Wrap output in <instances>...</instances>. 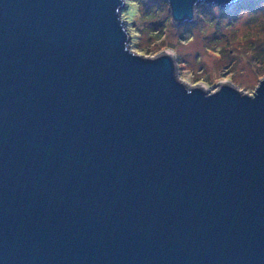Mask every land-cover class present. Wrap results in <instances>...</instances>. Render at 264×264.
Returning <instances> with one entry per match:
<instances>
[{
  "label": "water",
  "instance_id": "water-1",
  "mask_svg": "<svg viewBox=\"0 0 264 264\" xmlns=\"http://www.w3.org/2000/svg\"><path fill=\"white\" fill-rule=\"evenodd\" d=\"M118 6L0 0V264H264V76L180 83Z\"/></svg>",
  "mask_w": 264,
  "mask_h": 264
},
{
  "label": "rangeland",
  "instance_id": "rangeland-1",
  "mask_svg": "<svg viewBox=\"0 0 264 264\" xmlns=\"http://www.w3.org/2000/svg\"><path fill=\"white\" fill-rule=\"evenodd\" d=\"M143 1L139 23L134 22L140 32L134 47L147 56L174 49L178 77L190 73L188 84L200 82L213 91L225 80L252 94L264 76V7L259 0L219 7V14L213 5L200 3L193 23L180 25L170 20L165 0Z\"/></svg>",
  "mask_w": 264,
  "mask_h": 264
},
{
  "label": "clouds",
  "instance_id": "clouds-1",
  "mask_svg": "<svg viewBox=\"0 0 264 264\" xmlns=\"http://www.w3.org/2000/svg\"><path fill=\"white\" fill-rule=\"evenodd\" d=\"M148 3V0H145L144 5ZM167 7L170 8V4L165 3ZM259 4L264 7V0H259ZM120 5L124 6V10H121V7L118 6L115 9V14L117 16V22L121 28L122 33L126 36V42L123 44V51L130 54L132 57L137 58L138 55H144V53L140 50H138L134 45H136L139 41L136 39V37L140 36V32L136 31V28L134 26V22L137 24L139 23V20L141 18V4L139 0H120ZM152 8H155L156 5L152 4ZM145 8V6H144ZM195 5L193 6V9H197ZM146 9V8H145ZM212 11L219 14L220 8L216 5H213ZM160 52L165 54H172L175 55V50L172 48L164 47L159 50V52L154 53L151 58L155 59L157 55L160 54ZM190 73L186 75H181L178 77V80L180 83L188 84L190 83ZM180 85V84H179ZM190 94V92L186 91Z\"/></svg>",
  "mask_w": 264,
  "mask_h": 264
},
{
  "label": "trees",
  "instance_id": "trees-1",
  "mask_svg": "<svg viewBox=\"0 0 264 264\" xmlns=\"http://www.w3.org/2000/svg\"><path fill=\"white\" fill-rule=\"evenodd\" d=\"M140 3H143L144 1L143 0H139ZM139 50V49H138ZM141 51V50H140Z\"/></svg>",
  "mask_w": 264,
  "mask_h": 264
}]
</instances>
